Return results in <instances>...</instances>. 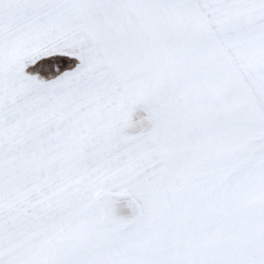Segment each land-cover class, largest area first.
Segmentation results:
<instances>
[{
  "label": "snow or ice",
  "instance_id": "snow-or-ice-1",
  "mask_svg": "<svg viewBox=\"0 0 264 264\" xmlns=\"http://www.w3.org/2000/svg\"><path fill=\"white\" fill-rule=\"evenodd\" d=\"M0 264H264V0H0Z\"/></svg>",
  "mask_w": 264,
  "mask_h": 264
}]
</instances>
